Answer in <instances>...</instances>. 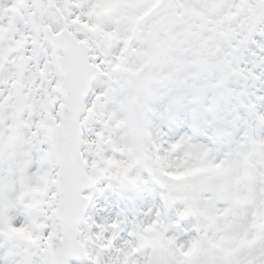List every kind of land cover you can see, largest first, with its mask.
Returning <instances> with one entry per match:
<instances>
[{
	"label": "snow or ice",
	"instance_id": "obj_1",
	"mask_svg": "<svg viewBox=\"0 0 264 264\" xmlns=\"http://www.w3.org/2000/svg\"><path fill=\"white\" fill-rule=\"evenodd\" d=\"M0 264H264V0H0Z\"/></svg>",
	"mask_w": 264,
	"mask_h": 264
},
{
	"label": "rangeland",
	"instance_id": "obj_2",
	"mask_svg": "<svg viewBox=\"0 0 264 264\" xmlns=\"http://www.w3.org/2000/svg\"><path fill=\"white\" fill-rule=\"evenodd\" d=\"M103 186V185H101ZM158 201V196L145 194L134 201L136 208L145 209L150 206L153 201ZM95 207L91 209L92 212H98L100 208H104L105 212L101 215H115V213L125 207L124 202L116 196L115 192L111 189H105L103 193H97L94 197ZM126 215L131 218V210L126 212Z\"/></svg>",
	"mask_w": 264,
	"mask_h": 264
}]
</instances>
